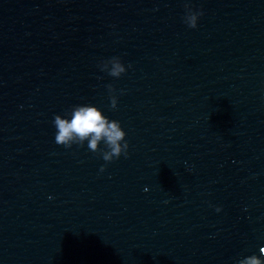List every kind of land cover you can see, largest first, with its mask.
<instances>
[{"label": "water", "instance_id": "water-1", "mask_svg": "<svg viewBox=\"0 0 264 264\" xmlns=\"http://www.w3.org/2000/svg\"><path fill=\"white\" fill-rule=\"evenodd\" d=\"M185 2L0 0V264L259 256L264 0H188L194 29ZM82 104L120 122L127 157L55 143Z\"/></svg>", "mask_w": 264, "mask_h": 264}, {"label": "clouds", "instance_id": "clouds-1", "mask_svg": "<svg viewBox=\"0 0 264 264\" xmlns=\"http://www.w3.org/2000/svg\"><path fill=\"white\" fill-rule=\"evenodd\" d=\"M185 15L183 22L189 28L197 27V20L203 15L199 9L194 10L190 2L186 0ZM100 70L114 78H119L126 72L125 66L118 57H112L99 64ZM109 93L114 92L112 85H106ZM110 108L115 109L117 98L110 95ZM53 125L56 129L55 143L65 148H71L72 145L83 146L87 141V147L90 151L97 153L106 163L118 159L121 155L127 157L128 143L125 140L126 133L121 128L120 122L110 120L102 114L96 106L91 104L74 105L63 116L56 114L53 117ZM103 142L104 147L100 144ZM105 166L102 165L100 171L103 172ZM216 212L221 208L216 207ZM234 264H264V247L259 248V256L255 253L237 258Z\"/></svg>", "mask_w": 264, "mask_h": 264}]
</instances>
